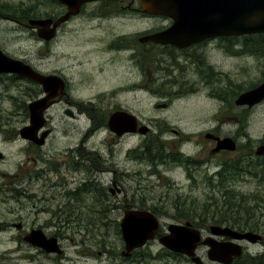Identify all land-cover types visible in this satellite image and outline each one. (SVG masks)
I'll return each mask as SVG.
<instances>
[{
	"label": "flooded vegetation",
	"instance_id": "af4514ba",
	"mask_svg": "<svg viewBox=\"0 0 264 264\" xmlns=\"http://www.w3.org/2000/svg\"><path fill=\"white\" fill-rule=\"evenodd\" d=\"M7 8V1L0 0V22L7 21L16 25L18 32L21 31L19 36L22 40L32 39L38 58L33 62L25 59L21 52L6 54L4 43L0 40L1 52L19 61L17 70L3 71L0 67V144L6 149L9 145L17 144L22 159L18 157L15 167L32 173V178H47V170H35L34 165L37 158L42 159L40 148L55 137L57 126L62 121L67 123L70 130L79 131L80 145L78 148L67 145V149L60 153L72 160L71 165H66L64 159L58 162L64 165L59 177L78 172L81 163L89 165L83 172L85 176L91 174L95 177L103 172L94 161L101 159L100 146L88 145L98 132L102 134V143L109 138L116 145L129 137L140 135L142 140L139 145L144 150H154L156 154L144 157L154 165L151 171L155 174H160L157 164L167 167V163L182 164L181 167L187 170L192 166L204 165L207 172L210 163H222L224 156L237 150H216L217 137L230 136L237 147L238 138L242 137L245 143L238 152L245 156V160H264V155L255 154V147L264 144V135L253 146L252 139L243 131V127L247 126L248 114L261 102L251 106L240 105L236 103L239 93L228 92L233 74H240L242 77L248 74L251 64V61L247 62L248 57L252 61L264 58V31L240 34L225 32L190 42L185 36L186 28L177 29L175 26L173 15L144 11L140 0H33L27 13L21 12L24 21L7 12ZM199 17L198 14L195 23L200 30L202 22ZM31 20H48L47 27L30 28ZM44 35H48V38ZM46 57L50 59L49 67L43 63ZM229 58H244L243 62L233 68L236 72L232 70V64L226 62ZM26 65L31 68L34 78L26 74ZM43 76L48 79L42 78ZM261 82H264V76L259 83ZM196 94H204L205 98H219L222 110L231 113L227 119L234 121L237 127L232 134H222L218 126L200 132L194 141L199 158L193 157L191 161L188 157L183 158V153L171 152V149L168 153L163 152L162 147L166 145V141L160 138L161 131H153L152 119L144 123L138 118L134 100L139 96L154 98L162 101L155 104L157 107H165L172 99ZM42 98L47 104L42 113L43 123L39 128L31 129L28 127L29 105ZM115 112L128 114L126 116L129 120V115L135 116V130L120 132L121 127H118L119 130L112 132L108 120ZM170 130L174 135L182 134L178 129ZM133 151L134 146L126 148V157H134ZM0 152L5 161L7 154L3 150ZM75 154L77 156L73 158ZM49 157L51 156H45ZM46 163L49 168L53 166L51 162ZM56 168L57 171L61 170ZM112 184L114 189L112 185L108 190L113 191L115 197L120 192L124 195L123 201L119 200L118 204L112 205V209H148L142 204H135V201H129L116 178L112 179ZM5 188L7 187L0 183V196L9 200ZM8 189L14 191L16 196L19 195L18 187L10 186ZM261 208L260 203L251 205L248 208L249 214L256 215L263 211ZM106 209L109 210L97 209L98 217ZM2 214L5 216L3 212ZM186 221L188 220L173 223L184 224ZM170 223L160 222L153 238L129 252L126 251L118 224L116 233L120 234L122 245L117 244L113 255H110L103 242L98 240L93 247L97 250L95 256L103 251L104 256L109 259L113 257L116 264H264V232L260 233L264 229L260 227L261 230L238 228L226 222L212 221L207 228L200 226L201 223L191 222V228L195 229L192 232L200 236V241L194 248V255L198 259L194 262L190 257L171 251L159 242V237L167 233ZM48 224L52 233L44 234L56 237L61 244L63 239L73 241V231L82 234V237L94 233L93 228L100 229L104 226L105 218L100 216L98 219H83L70 216L49 219ZM13 225L18 229L14 238L20 242L24 241L30 230L40 228L31 224L28 229L29 225L25 226L21 220ZM210 225L230 226L240 232L251 230L260 237L252 242L225 234L218 227L211 228ZM37 251L41 253L40 249ZM59 260L66 264L64 254Z\"/></svg>",
	"mask_w": 264,
	"mask_h": 264
},
{
	"label": "rangeland",
	"instance_id": "374dc122",
	"mask_svg": "<svg viewBox=\"0 0 264 264\" xmlns=\"http://www.w3.org/2000/svg\"><path fill=\"white\" fill-rule=\"evenodd\" d=\"M6 1L7 12L18 18H21V12L27 13L33 2V0ZM21 20L24 21L25 18H21ZM20 33L17 26L11 22H0V40L4 43L5 53L14 55L16 52H21L25 59L36 61L38 52L35 43L32 39L22 40L19 36ZM49 60V57H46L43 61L46 67H49ZM243 61L244 58L226 60L227 63L232 64L234 72L236 69L233 68ZM248 61H251L248 74L244 77L240 74H233V82L228 89L229 93L240 94L258 84L264 76V65L262 66L264 58L252 61L248 57ZM205 97L204 94L178 97L170 100L165 107H157L155 104L162 102L161 100L139 96L137 100H134L135 112L144 123L152 119L153 131H161L160 138L166 141V145L162 147L164 153L170 152L171 149V152L183 153V158L198 159L196 153L198 147L194 141L200 132L218 126L222 134H232L237 127L234 121L227 119L231 113H225L222 110V101L219 98L208 97L213 99L211 100ZM246 123L247 126L243 127V131L248 133L253 141L252 145L255 146L256 141L264 135V100L248 114ZM157 124L161 127L159 128ZM170 129L180 130L181 136L174 135ZM79 135L78 130H70L67 123L62 121L57 126L55 137L49 139L47 144L40 148L42 159L37 158L34 169H46L47 178H32V173L16 168L18 157L20 156L19 159H22V156L18 154L17 144L9 146L7 149L0 144V150L7 154L6 161L0 159V173H4V175H0V183L7 187L4 191L9 197V200H5L0 196V264H53L57 255L39 253L37 248L25 243V239L19 242L14 238L18 229L14 227L13 223L21 220L25 226L29 225L28 229L32 224L33 227H40L48 235V233H52L51 226L48 224L49 219H62L70 216H78L83 219H98L103 216L105 224L100 229L93 228L95 231L93 236L87 234L82 237V234L79 235L73 231L71 234L73 241L69 238L63 239L61 244L65 255L64 262L66 264H115L114 260L104 256L103 251H100L99 255L93 256L89 248L94 247L92 244L101 240L109 254L112 255L115 246L122 245L123 238L121 239L116 230L117 224L123 217V209H112V205L118 204L119 200L122 202L124 195L123 192H120L115 197L108 190V187L112 186L113 178L121 183V188L129 201H135V204L139 203L150 208L161 222L174 224L173 222L178 220L179 222L188 220L197 224L201 223L200 226L208 228L209 216H213V218L215 216L219 219H216L217 222L226 221L230 226L240 225L241 227L264 229V171H261L260 174H255L254 171L242 172L237 178L225 182L226 189L220 185L221 190L219 191L217 186L209 185L206 179L208 176H214L218 180L216 172L220 166L216 161L209 164L207 172L204 165H197L191 171L181 167L182 164L167 163V167L157 164L156 167L160 174H155L151 171L154 165L148 163L143 155H137L144 150L139 145L142 140L140 135L129 137L121 144L116 145L109 138L102 143V134L98 132L88 142V145L100 146L101 159H94V161L103 169V172H99L95 177L91 174L85 176L83 172L89 165L81 163L78 166L80 168L78 172L62 174L59 177V172H63L64 165L58 164V162L64 159L66 165H71L72 160L60 153L67 149V145L78 148L80 145ZM243 143H245L244 138L239 137L236 152L224 156L225 160L236 158L245 162V156L238 152ZM132 146H134L132 152L134 157L127 158L125 149ZM49 155L51 157L45 158ZM54 156L57 158H53ZM76 156L77 154L73 158ZM46 162L53 163V166L47 167ZM56 167L61 170L57 171ZM213 182L215 183V181ZM10 186L19 188L18 196L14 191L8 189ZM230 190H233L236 196L229 202L226 198L230 196L227 193ZM72 191L75 193V197H73ZM30 194L33 196H28ZM223 195H225L224 198ZM222 200L229 204L220 203ZM258 202L263 211H259L256 215L248 212L243 214L245 209ZM230 206H232L231 209H235V206L238 209L232 220L226 217L225 212ZM104 208L109 210L105 213L101 211L98 217L96 210ZM184 224L186 225V223ZM261 232L264 231L261 230ZM168 233L169 226L164 235ZM94 249L97 251L96 248Z\"/></svg>",
	"mask_w": 264,
	"mask_h": 264
},
{
	"label": "water",
	"instance_id": "95a60500",
	"mask_svg": "<svg viewBox=\"0 0 264 264\" xmlns=\"http://www.w3.org/2000/svg\"><path fill=\"white\" fill-rule=\"evenodd\" d=\"M140 3L144 11L173 15L175 26L177 29L186 28L185 36L188 37L190 42L225 32L240 34L264 31V0H140ZM198 14L202 22L200 30L195 23L198 20ZM47 23L48 20H31L30 27L46 28ZM44 37L48 38V35H44ZM18 62V60H14L0 51V67L3 71L17 70ZM26 67V74L34 78L31 68L28 65ZM42 78L48 79L45 76ZM263 98L264 82L239 94L236 103L251 106ZM46 106L47 104L44 103L43 98L30 103L29 128L37 129L42 125V113ZM126 115L128 114L123 112L113 113L108 120L110 129L116 132L119 130L118 127H121L120 132L134 131L136 128L135 117L129 115L128 117H131V120H129ZM216 139V150L223 148L235 149V142L232 138L217 137ZM255 153L264 155V144L259 145ZM158 225V218L147 209L125 210L120 221V228L126 250L130 251L141 246L147 239L153 238ZM190 229L188 226L170 224L169 233L160 237L159 241L165 247L176 252L191 255L192 249L199 241V237L189 231ZM226 230L231 231L230 228H226ZM242 236L252 240L257 237L251 231H246ZM24 239L47 253L62 254L63 252L56 238L47 237L41 229L31 230L25 235Z\"/></svg>",
	"mask_w": 264,
	"mask_h": 264
},
{
	"label": "trees",
	"instance_id": "16d2710c",
	"mask_svg": "<svg viewBox=\"0 0 264 264\" xmlns=\"http://www.w3.org/2000/svg\"><path fill=\"white\" fill-rule=\"evenodd\" d=\"M147 150V149H146ZM146 150H143V151H146ZM154 155V154H153ZM264 166V160L262 161H252V160H249L246 164V166L244 165V163L242 162V160H238L236 158H233L232 160H225L224 161V167L223 169H220L216 175L218 176V180L213 176H208L206 177L207 179V182L209 185H215L217 186V188L221 187L223 189H226L227 188V185L225 184L226 181L229 182L230 179H234V178H237L238 176L241 175L242 172H245V171H250V168L251 167H256V166ZM215 178V179H214ZM215 181V183L213 182ZM221 189L219 188V191ZM230 196H227V200L230 202L231 199H233V197L236 196V193L233 191V190H230L227 192ZM225 197V195H223V198ZM220 203H226V204H229L227 201H224L222 200ZM226 207V205H225ZM232 206H230L225 212H226V217L229 219V220H232L235 218L234 216V213L237 211L238 212V209L236 208L235 206V209H231ZM245 212H250L249 209H245V211L243 212V214H245ZM208 218V217H206ZM213 216H209L208 220L212 219ZM219 220V219H218ZM239 223H240V220H239ZM235 226V225H234ZM238 228H241L240 225L237 226ZM18 240V239H17ZM20 242V240H18ZM43 252V251H41ZM53 264H61L59 261H55Z\"/></svg>",
	"mask_w": 264,
	"mask_h": 264
}]
</instances>
